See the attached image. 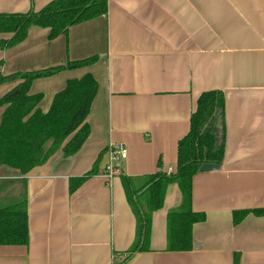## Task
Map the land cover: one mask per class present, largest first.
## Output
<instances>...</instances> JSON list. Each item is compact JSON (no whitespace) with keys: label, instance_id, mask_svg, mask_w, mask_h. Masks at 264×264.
Instances as JSON below:
<instances>
[{"label":"crops","instance_id":"1","mask_svg":"<svg viewBox=\"0 0 264 264\" xmlns=\"http://www.w3.org/2000/svg\"><path fill=\"white\" fill-rule=\"evenodd\" d=\"M52 0H0V13L40 11ZM108 11L49 38L33 25L20 43L3 48L0 73L43 70L97 57L84 67L36 79L49 111L69 80L91 74L98 92L87 122L91 132L72 156L62 149L23 174L0 167V207L27 199L29 243L0 244V264H116L136 237V218L122 175L141 177L178 165L200 95L225 94L226 148L218 169L193 178L192 209L206 215L193 225V249H167L168 214L182 202L177 183L152 214L148 251L125 264H264V0H107ZM23 79L0 85V99ZM7 105H0V125ZM124 143L121 173L109 175L106 152ZM97 162L98 171L71 185Z\"/></svg>","mask_w":264,"mask_h":264},{"label":"trees","instance_id":"2","mask_svg":"<svg viewBox=\"0 0 264 264\" xmlns=\"http://www.w3.org/2000/svg\"><path fill=\"white\" fill-rule=\"evenodd\" d=\"M107 0H52L40 11L26 13H0V32L12 33L3 40V48L22 42L33 25L49 27V38L66 33L75 24L105 15ZM97 57L68 61L43 70L0 73V85L23 79L14 89L0 99L7 105L0 125V167L7 165L23 174L45 164L59 149L66 156L76 154L87 140L91 128L87 117L98 92V82L86 74L81 79H71L58 92L47 112L38 106L41 94H30L33 82L66 69H76L93 64ZM226 99L222 90L203 92L196 110L191 116L190 131L178 144V165L175 173L164 172L162 163L157 172L141 177L122 175L128 201L136 218V237L133 246L116 264H125L136 252L148 251L152 214L163 206L166 191L171 183H177L181 193L180 206L168 214L167 249L191 251L193 249V225L206 215L192 209L193 178L204 163L222 164L226 148ZM98 171L95 166L71 185L79 184ZM264 215V208L234 212V223H240L248 214ZM29 243L27 199L10 206L0 207V244L27 245ZM239 264V256H235Z\"/></svg>","mask_w":264,"mask_h":264},{"label":"built area","instance_id":"3","mask_svg":"<svg viewBox=\"0 0 264 264\" xmlns=\"http://www.w3.org/2000/svg\"><path fill=\"white\" fill-rule=\"evenodd\" d=\"M109 161L106 165V169L109 171V175L113 176L121 173V164L128 157V149L124 143L111 144L106 150ZM167 173H175L172 168H170Z\"/></svg>","mask_w":264,"mask_h":264},{"label":"water","instance_id":"4","mask_svg":"<svg viewBox=\"0 0 264 264\" xmlns=\"http://www.w3.org/2000/svg\"><path fill=\"white\" fill-rule=\"evenodd\" d=\"M220 167L219 164L216 163H204L201 167H200V172H204V171H212L215 169H218Z\"/></svg>","mask_w":264,"mask_h":264}]
</instances>
